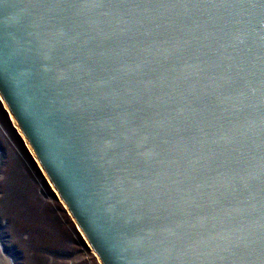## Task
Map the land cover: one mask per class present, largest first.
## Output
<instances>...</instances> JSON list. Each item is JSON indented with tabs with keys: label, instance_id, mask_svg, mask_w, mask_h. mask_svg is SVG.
<instances>
[{
	"label": "water",
	"instance_id": "95a60500",
	"mask_svg": "<svg viewBox=\"0 0 264 264\" xmlns=\"http://www.w3.org/2000/svg\"><path fill=\"white\" fill-rule=\"evenodd\" d=\"M0 95L103 264H264V0H0Z\"/></svg>",
	"mask_w": 264,
	"mask_h": 264
},
{
	"label": "rangeland",
	"instance_id": "374dc122",
	"mask_svg": "<svg viewBox=\"0 0 264 264\" xmlns=\"http://www.w3.org/2000/svg\"><path fill=\"white\" fill-rule=\"evenodd\" d=\"M0 264H103L1 95Z\"/></svg>",
	"mask_w": 264,
	"mask_h": 264
},
{
	"label": "bare ground",
	"instance_id": "6f19581e",
	"mask_svg": "<svg viewBox=\"0 0 264 264\" xmlns=\"http://www.w3.org/2000/svg\"><path fill=\"white\" fill-rule=\"evenodd\" d=\"M6 102V101H5ZM6 105H7V103H6ZM14 116V115H13ZM15 118V117H14ZM15 121L17 122V120H16V118H15ZM17 124H18V122H17ZM18 126H19V124H18ZM20 127V126H19ZM21 129V128H20Z\"/></svg>",
	"mask_w": 264,
	"mask_h": 264
}]
</instances>
